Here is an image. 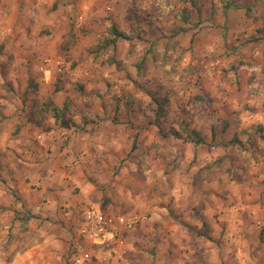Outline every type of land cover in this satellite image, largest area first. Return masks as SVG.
<instances>
[{"label": "rangeland", "instance_id": "374dc122", "mask_svg": "<svg viewBox=\"0 0 264 264\" xmlns=\"http://www.w3.org/2000/svg\"><path fill=\"white\" fill-rule=\"evenodd\" d=\"M191 2L0 0V134L10 136L24 125L30 136L36 130L37 151L46 153L38 138L49 132L48 138L70 146V164L80 160L77 151L85 148L97 158L94 166L84 158L92 166L89 180L104 191V202L109 199L119 211L162 206L157 232L135 235L141 250L149 244L145 252L153 261L148 264L156 263L155 245L161 241L168 249L171 241H179L180 254L206 255L204 264H264V142L253 136L249 148L256 156L248 161L233 141L244 130L264 125V80H259L264 73V0H197L196 7ZM229 10L238 25L220 35L210 23L221 24ZM72 22L79 40L65 51ZM112 23L131 36L118 41L115 53L121 63L116 65L89 51ZM176 41L184 51L179 62L172 49ZM150 46L159 48V56L169 49L168 64L177 63L172 78L164 77V61L152 57L146 76L138 75L134 63ZM31 79L39 85L38 98L52 95L58 105H66L64 122L49 116L44 126H37L28 120L23 93ZM59 83L63 88L55 92ZM153 92L169 98L165 115L149 111ZM158 117L165 129L175 128L184 138L162 137ZM196 132L204 142H194L200 137ZM75 133L78 138L71 145ZM220 158L224 160L218 165ZM213 161L210 178L205 167ZM2 201L4 242L25 231L27 223L14 225L18 213L24 215L22 223L33 214L20 208L16 195ZM14 206L20 207L11 212ZM10 225L15 231L9 234L2 227ZM9 244L10 239L5 247L0 242V258L8 255ZM163 254L164 264H193L171 252Z\"/></svg>", "mask_w": 264, "mask_h": 264}, {"label": "crops", "instance_id": "0c3cea01", "mask_svg": "<svg viewBox=\"0 0 264 264\" xmlns=\"http://www.w3.org/2000/svg\"><path fill=\"white\" fill-rule=\"evenodd\" d=\"M232 8L229 7V9ZM228 12L230 13L221 18V24L210 23L212 27H215V30L219 31L220 35H226L231 29H236L238 25L236 24L237 20L233 19L235 16L233 10ZM229 14L230 16H228ZM260 23L261 21L256 22L255 28L259 27ZM227 26L231 28L226 29ZM252 31L256 32L255 29ZM233 32L231 31L232 34ZM261 53L263 52L261 51ZM259 80H264V73L259 75ZM31 130L33 131V129ZM16 131L22 133L21 136L15 137ZM27 132L28 129L23 125L21 128L17 127L15 131L12 130L9 133L10 136H1L0 134V160L4 161L3 164H0L3 177V182L0 185V218L2 209L6 208L2 198L10 195L13 197L16 195V198L21 199L22 206L18 207L21 209L26 207V212L33 214L29 221L22 223L20 219L24 218V215L16 212L20 217H16L18 221L14 225L27 223L24 225L25 231L21 233L17 231L15 235H13L14 232L9 236L11 249L5 258H0V264H66L65 256L68 255V250L70 252L68 264H72L71 257L75 250L89 253L92 256L90 264H148L153 261L148 258L149 256L145 252L149 244L146 245L145 251L141 250L138 246L141 243L135 239V235L139 233L140 238L144 232H157L156 227L163 219L161 214H164L162 206L150 210L143 209L141 205H137L136 208L130 206L128 213L117 210L109 199L104 202V191H99L91 182L92 180H89L91 175L89 171L92 166H87V164L93 162L94 166L97 163L94 154H88L85 148L80 147L77 151V154L81 156L80 160L76 163L72 161L74 164H70L73 155L70 152L71 149L66 148L70 146L57 141L56 138L51 140L46 136L49 132H42L44 139L40 137L38 141L43 145L42 148L46 149V153L44 151L39 153L37 150L41 148L36 146V139L32 136L36 130L31 136ZM77 138L78 135L75 133L71 145ZM88 138L87 135L86 139ZM2 146L4 149H1ZM14 148L16 152H13ZM31 151L33 155H31ZM85 156H88V161L84 159ZM84 161L87 162L86 165ZM6 164H9V167ZM68 164L73 166L72 169L69 166V171L66 167ZM11 167H15L14 172ZM18 207L10 208L11 212L18 210ZM89 207L106 215L139 216L141 218L136 228L125 232L126 245L121 253L104 260L103 248L93 242L86 232H83L84 216ZM171 227L173 228V226ZM14 228L12 225L8 228L2 227V229H8L9 234L11 231H15ZM159 228L161 229V226ZM158 235L160 236V233ZM158 235H156L157 239ZM2 239H0L1 246L5 247L9 239L7 237L4 242ZM161 242L155 245V248L158 249L155 264L165 263L164 260L162 261V256L166 251L179 256L182 261H192L193 264H204L209 260L206 255L202 256V254L193 256L180 254L177 251L179 241H171L169 249L163 247L166 246L164 241ZM14 244L16 245L13 246ZM21 246L27 248L21 250L15 248ZM164 259L166 260L167 257L164 256Z\"/></svg>", "mask_w": 264, "mask_h": 264}, {"label": "trees", "instance_id": "16d2710c", "mask_svg": "<svg viewBox=\"0 0 264 264\" xmlns=\"http://www.w3.org/2000/svg\"><path fill=\"white\" fill-rule=\"evenodd\" d=\"M193 2V3H192ZM192 6L196 7L197 0H192ZM65 6H68V3L65 4ZM185 20L188 22L190 19V13L187 12L188 10L185 9ZM72 27L69 30V38L63 43V49L65 51H69L73 45H75L79 40V34L77 32V29L74 25V22H72ZM179 32H185V28H180ZM131 36L128 35L125 31H123L121 28L118 27L117 24L112 23L109 25L106 30L100 35L99 38L95 41V43L89 48V51L93 53L96 57L104 56L105 62L112 65V64H120V60L117 58L115 49L117 48L118 41L121 39H130ZM172 49L174 50L175 54V60L176 62L180 61L182 59V55L184 51L181 49V47L178 45V42H174L172 44ZM159 48L157 46H150L140 57L139 60H137L134 65L137 68L138 75L140 77L146 76V62L147 60L152 57L155 60H162L164 61V77L167 79L172 78L173 74L176 71V64L169 63L168 61L171 58L169 49H167L163 55L165 56H159L158 55ZM253 77L249 79V85H253ZM39 85L34 80L31 79L28 83L27 88L25 89L23 93V103L27 107L25 110L28 114V120L32 122L33 124L37 126H44L46 120L49 116H53L56 120H60L62 122L65 121L66 116V105L64 107L58 105L56 103L55 99L52 95L47 96L45 99H40L36 96L38 92ZM63 88V84L59 83L55 89V92L61 91ZM35 95L30 98V95ZM152 95L154 97L153 99V109H150L149 111H155L158 113V115H165L166 111V105L169 103V98L167 96H156V93L153 92ZM156 125L159 128V133L162 137H166L169 135H174L175 137H183L184 133L176 130L175 128L165 129L162 125V123L159 121V117L156 119ZM227 126V123H225V127ZM196 134L199 135L198 132ZM255 134L259 135L260 143L264 142V125H256L254 127H251V129L244 130L242 133L236 135L233 139V141L239 145V151L242 155L246 157V159L249 161V159L252 160V157L255 158V154L251 152L249 147H252L254 145L253 143V136ZM200 136V135H199ZM195 143L204 142L203 137H199ZM255 147V146H254ZM256 151L258 146L255 147ZM262 149H260L258 152H261ZM249 153L251 155H249ZM223 158H220L217 161L218 165H221L220 163L223 161ZM216 163V161H213L212 163H209L206 165V176H210V174H214L213 166ZM212 167V168H211ZM208 177V178H209ZM203 234V233H202Z\"/></svg>", "mask_w": 264, "mask_h": 264}, {"label": "built area", "instance_id": "2783aa9c", "mask_svg": "<svg viewBox=\"0 0 264 264\" xmlns=\"http://www.w3.org/2000/svg\"><path fill=\"white\" fill-rule=\"evenodd\" d=\"M84 219L83 232L103 248L104 260L123 251L126 245L125 232L137 227L141 221L139 216L106 215L93 207L87 209ZM71 261L72 264H90L92 256L85 251L75 250Z\"/></svg>", "mask_w": 264, "mask_h": 264}]
</instances>
